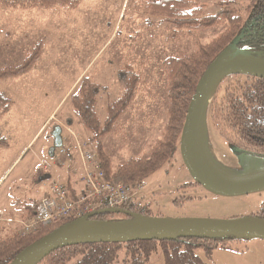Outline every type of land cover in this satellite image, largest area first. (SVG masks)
Here are the masks:
<instances>
[{"label": "rangeland", "instance_id": "374dc122", "mask_svg": "<svg viewBox=\"0 0 264 264\" xmlns=\"http://www.w3.org/2000/svg\"><path fill=\"white\" fill-rule=\"evenodd\" d=\"M136 1L84 0L75 11L59 7L0 8V70L21 65L37 44L43 48L35 66L18 76L0 79V91L13 101L0 125V134L8 144L0 146V209L10 215L3 212L0 217V238L21 233L15 232L22 226L17 220L29 219L22 218L19 209L37 199L54 181V177L42 180L43 163L65 172L64 165L55 164V157L49 153L58 125L63 129L64 142L75 149L73 154L78 159L74 165L82 180L85 170L77 146L82 150L95 147L83 129L84 133L77 130L81 119L70 97L85 76L90 75L103 87L97 108L103 119L108 101L123 91L119 71L128 63L145 66L143 75L151 93L141 92L120 118L118 135L104 138L116 167L141 156L163 135L168 102L162 66L165 58L209 43L226 27L223 23L201 29L193 37L172 38L169 25L138 10ZM224 1L242 12L250 3L197 0L208 14L219 12ZM236 79L229 75L218 80L202 120L204 154L218 174L211 176L232 182L247 180L264 168V159L234 154L211 120L213 101H220L224 89ZM135 203L150 204L152 218L234 219L253 216L264 207V192L240 197L214 195L194 182L179 152L146 180ZM123 215L117 213L114 220H125ZM7 217L16 219L15 223L3 222ZM226 244L227 249L238 250L240 255L247 253L235 260L221 248L209 256L200 251L206 264H264V240L241 238ZM161 254L153 256L150 264H163ZM117 264L124 263L120 260Z\"/></svg>", "mask_w": 264, "mask_h": 264}, {"label": "trees", "instance_id": "16d2710c", "mask_svg": "<svg viewBox=\"0 0 264 264\" xmlns=\"http://www.w3.org/2000/svg\"><path fill=\"white\" fill-rule=\"evenodd\" d=\"M84 0H0V8L6 9H55L77 10ZM138 10L150 18H160L169 25L172 38L193 37L201 29H211L226 23L224 30L209 43H199L190 52L170 55L163 61L167 79V105L163 135L141 156L113 166L112 158L104 146V138L118 135L120 118L133 105L141 92L151 93L143 75V63H128L118 73L123 91L116 99H110L105 118L98 113V103L103 87L87 75L78 84L70 100L83 126L89 132V141L102 164L108 180L114 184L133 185L146 181L180 152L181 134L187 112L197 87L209 66L229 47L243 48L264 58V0H250L245 12L231 2H221L222 9L208 14L197 0H137ZM42 44L35 46L17 67L0 70V79L22 74L39 59ZM228 84L220 101L215 98L211 107V120L220 136L232 147L236 155H249L264 159V79L236 75ZM13 101L0 91V125L11 111ZM0 134V146H7ZM191 199V198H187ZM38 201L26 204L25 218L33 216ZM117 209L151 217L150 204L130 202ZM100 209L93 220L116 219L114 212ZM125 219L134 217L123 215ZM253 216L264 219V207ZM64 219L54 225L42 227L30 234L13 233L0 238V264H11L27 246L43 238L59 227L73 222ZM241 239L217 237L209 239L179 238L147 240L123 243H90L61 248L42 257L35 264H150L153 256L162 253L163 264H206L202 251L209 256L215 249H227L226 241ZM246 239V238H243Z\"/></svg>", "mask_w": 264, "mask_h": 264}, {"label": "water", "instance_id": "95a60500", "mask_svg": "<svg viewBox=\"0 0 264 264\" xmlns=\"http://www.w3.org/2000/svg\"><path fill=\"white\" fill-rule=\"evenodd\" d=\"M245 75L264 79V58L243 48L229 47L209 66L198 84L190 103L180 140V154L195 183L214 195L240 197L264 192V168L244 181H226L215 178L202 168L196 151L199 125L206 114L210 93L218 80L225 76ZM60 125L53 131L54 145L50 155L64 145ZM102 211L134 217V220L98 221L92 217L100 211L59 227L43 238L25 247L11 264H35L45 255L61 248L90 243H123L147 240L239 236L264 240V219L255 216L234 219L212 218H152L123 209Z\"/></svg>", "mask_w": 264, "mask_h": 264}, {"label": "built area", "instance_id": "2783aa9c", "mask_svg": "<svg viewBox=\"0 0 264 264\" xmlns=\"http://www.w3.org/2000/svg\"><path fill=\"white\" fill-rule=\"evenodd\" d=\"M76 151L83 159L85 170L81 182L84 189L81 193H73L67 182L54 181L49 192L38 203L34 217L29 220H17L22 226L23 235L38 231L42 227L52 225L64 219H80L100 209L117 208L121 205L135 202L139 193L145 187L146 181H137L133 185L114 184L108 180L102 164L94 150L77 146ZM75 149L64 143L55 152L56 163H65ZM49 164L43 163V169L48 170ZM3 211H0V217ZM14 222L16 220L7 219Z\"/></svg>", "mask_w": 264, "mask_h": 264}, {"label": "crops", "instance_id": "0c3cea01", "mask_svg": "<svg viewBox=\"0 0 264 264\" xmlns=\"http://www.w3.org/2000/svg\"><path fill=\"white\" fill-rule=\"evenodd\" d=\"M77 126H78V128H77V130H79V131H85L86 132V134H88V137H89V132L85 129V127L83 126V124H82V122H81V120H80V122H77ZM83 129V130H82ZM84 131H83V133H84ZM78 159V157H75V155L74 154H72V155H70L68 158H67V162H65L63 165V169L65 170V172H61V170L60 169H58V168H56L54 165H49L50 167H49V169L48 170H44V172L43 173H41V175H42V180L43 179H46L47 177L48 178H53L54 179V181H62V182H64V180L67 182V183H69V185L71 186V188H72V191H73V193L75 194V193H81L82 191H83V189H84V185H83V183L81 182V180H80V176H79V174H77V169H76V167H75V165H76V160ZM74 160V161H73ZM74 163H75V165H74ZM55 164H56V162H55ZM53 166V167H52ZM50 169H52L51 170V172H49V174L48 173H46V172H48ZM76 169V170H75ZM76 171V172H75ZM58 179H57V178ZM56 178V179H55ZM60 179V180H59ZM53 181V182H54ZM52 182V183H53ZM49 188H50V186H48V188L43 192V193H41L42 195H40L37 199H35L36 201H38V203H39V201L45 196V195H47V193L49 192ZM27 204V203H26ZM26 204L23 206V207H21L20 209H19V215L23 218L24 217V215L26 214ZM0 210H2V209H0ZM4 213H5V215L7 214L8 215V213L6 212V211H4V210H2ZM35 213V212H34ZM8 216H10V215H8ZM33 216H34V214H33ZM33 216H31L30 218H27V219H29V220H31V218L33 217ZM21 217H20V219H21ZM6 218V217H5ZM25 218V217H24ZM7 219H13V220H16V219H14V218H12V217H7ZM7 219H5V220H3V222H5V223H15V222H10V221H7ZM19 219V218H18ZM29 220H27V221H29ZM22 230V227L20 226H18L17 227V229H16V231L15 232H20ZM20 234H22V233H20ZM223 251H224V253H226V255H228V256H230V257H233V259H235V260H237V259H239V257L241 256V258L240 259H242V256L244 255V254H246L247 252H245V253H243L242 255H240V251H238V250H233V248L231 249V248H229V249H223ZM243 252V251H242ZM220 264H222V263H220Z\"/></svg>", "mask_w": 264, "mask_h": 264}, {"label": "bare ground", "instance_id": "6f19581e", "mask_svg": "<svg viewBox=\"0 0 264 264\" xmlns=\"http://www.w3.org/2000/svg\"><path fill=\"white\" fill-rule=\"evenodd\" d=\"M217 83V82H216ZM216 83L214 84V86H213V88H212V91H211V93H210V98H209V101H210V99H211V96H212V94H213V91H214V89H215V86H216ZM202 124H203V121H201V123H200V125H199V128H198V132H197V138H196V151H197V156H198V159H199V162H200V164H201V166H202V168L204 169V171H206V173H208L209 175H217L218 176V174L215 172L216 170H215V168H214V166H212V164H211V162H210V160H208V158H206L205 157V154H204V149H203V143H204V140L203 139H205L203 136H204V134H203V128H202ZM38 205V204H37ZM36 208H37V206H36ZM36 211V210H35ZM93 213V212H92ZM87 216V215H86ZM34 217V216H33ZM32 217V218H33ZM85 217V216H84ZM31 218V219H32ZM83 218V217H82ZM81 219V218H80ZM77 220H79V219H77ZM74 221H76V220H74ZM58 223V222H57ZM54 224H56V223H54ZM54 224H52V225H54ZM49 226H51V225H49ZM47 227V226H46Z\"/></svg>", "mask_w": 264, "mask_h": 264}, {"label": "flooded vegetation", "instance_id": "af4514ba", "mask_svg": "<svg viewBox=\"0 0 264 264\" xmlns=\"http://www.w3.org/2000/svg\"><path fill=\"white\" fill-rule=\"evenodd\" d=\"M125 220H128V219H125ZM131 220H134V219H131Z\"/></svg>", "mask_w": 264, "mask_h": 264}]
</instances>
